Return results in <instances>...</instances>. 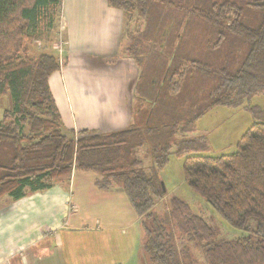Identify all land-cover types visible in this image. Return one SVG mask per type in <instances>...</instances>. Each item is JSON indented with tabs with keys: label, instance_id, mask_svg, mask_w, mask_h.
Wrapping results in <instances>:
<instances>
[{
	"label": "trees",
	"instance_id": "obj_1",
	"mask_svg": "<svg viewBox=\"0 0 264 264\" xmlns=\"http://www.w3.org/2000/svg\"><path fill=\"white\" fill-rule=\"evenodd\" d=\"M105 1L144 24L128 31L121 56L140 68L142 39L156 64L149 83L140 69L131 125L109 134L65 129L49 87L65 62L30 52L42 25L60 28L63 0H0V199L92 172L97 188L120 187L140 217L147 264H200L193 249L204 264H264V113L229 155L208 156L205 138L186 137L210 108L264 94V0ZM4 97L11 106L2 112ZM174 146L187 184L239 238L216 242L210 223L178 198L163 217L152 211L165 195L157 172Z\"/></svg>",
	"mask_w": 264,
	"mask_h": 264
},
{
	"label": "crops",
	"instance_id": "obj_2",
	"mask_svg": "<svg viewBox=\"0 0 264 264\" xmlns=\"http://www.w3.org/2000/svg\"><path fill=\"white\" fill-rule=\"evenodd\" d=\"M62 20L66 64L50 77L49 87L65 129L109 134L128 128L133 120L140 68L135 60L120 54L124 14L110 8L105 0H63ZM116 59L120 62L118 70H107ZM78 70L84 71L81 83L74 77ZM92 82L99 89L91 87ZM84 177L98 189L95 178L77 172L67 186L56 185L14 202L3 201L6 196L0 199V264H147L142 245L139 251L123 256L113 253L110 247L116 240L108 238L101 228L99 232L90 229L93 232L87 236L76 234L88 231L83 222H69L67 228L65 216L71 207L78 206L71 203V185ZM104 192L99 197L106 202L125 197L118 186ZM30 195L46 201L33 203ZM60 207V213L43 218ZM67 229L73 234H59Z\"/></svg>",
	"mask_w": 264,
	"mask_h": 264
},
{
	"label": "rangeland",
	"instance_id": "obj_3",
	"mask_svg": "<svg viewBox=\"0 0 264 264\" xmlns=\"http://www.w3.org/2000/svg\"><path fill=\"white\" fill-rule=\"evenodd\" d=\"M55 22L51 27L48 26V23L42 25L38 30V40L33 42L30 47V52L32 56L38 57L41 54H48L55 52L61 62H65L64 54L61 55L57 51L56 45L63 44V53L65 51V30H61L58 26L56 28ZM140 24V25H139ZM144 24L142 21L138 23H133L130 19V15H124V25H123V47L129 44V38L127 36L128 31H142ZM142 33H140L141 35ZM199 42V40H198ZM202 44V43H201ZM201 44H194V46H202ZM139 45L142 46L143 52L139 54L140 69L144 71L145 76H149L147 81L152 79V73L155 72L156 64L150 63V54L151 49L146 47L145 40H140ZM93 62V60L91 59ZM113 65V66H111ZM107 70L116 69L118 70L120 62L116 59L115 61L108 64ZM147 74V75H146ZM74 77L77 82L81 83L84 77V71L74 72ZM153 80V79H152ZM146 82V81H145ZM147 83V84H148ZM91 87L99 89L98 85L92 82ZM137 97L140 93H137ZM137 99H135V106L138 105ZM11 101L9 97H4L1 101V111L10 108ZM148 109V108H145ZM264 113V94L256 95L249 100L244 101L243 103L237 106H214L207 110L206 114L201 116L196 120L194 125V131L186 134L187 138H205L207 142V148L205 149L204 154L208 156H220V155H229L235 152L238 142L241 140L242 136L246 131L253 125V123L261 120V113ZM178 138H180V135ZM182 137V136H181ZM176 147L174 146L171 149L172 154L168 162L158 170L157 174L161 183H164L165 195L164 198L158 200L153 207L152 211L163 215L169 210L170 201L173 198L181 199L187 202L193 214L202 215L212 226L215 231V240L220 242L221 240H235L239 238L243 232L235 230L226 222V220L212 208L205 199L201 197L199 193L193 190L185 181L183 173V162L184 155L175 154ZM139 158H144L145 148L138 150ZM149 161H145V167H149ZM85 174V173H84ZM93 178L98 179L99 175L88 172ZM82 181L77 178L75 183L71 185L70 197L72 199L71 203L78 205L76 208H70L65 216V221L67 222V228H69V222L71 224L76 221L83 222L85 233L79 231L76 232L78 235L87 236L90 234V229L98 230L101 228L102 232L106 234L111 240H116V244H112L110 248L113 249V253L120 254L123 256H128L129 251L132 254V251H139L140 245L144 238V231L142 228L141 219L132 207L128 198L117 201L115 203L103 201L102 196L105 194L106 190L92 188V180L88 177H84ZM62 185V184H61ZM67 186V185H66ZM92 188V190H91ZM47 196V195H45ZM33 198V203L46 201L44 199H37L38 197ZM50 197L47 196L45 198ZM4 200H9V202H14L10 196H6ZM29 203V200L26 201ZM83 205V206H81ZM62 207L53 211L52 214H49L44 219L60 213ZM79 217V218H77ZM77 218V219H76ZM97 221H100L98 224H94ZM108 225H111V229L108 231ZM106 228V229H105ZM88 233V234H87ZM59 234H73L70 229H67L65 233ZM176 235V243L180 247V241L178 233ZM128 238H133L129 240ZM142 253L143 250L141 249ZM192 258L197 260L200 264H204V258L201 252L196 249L192 251Z\"/></svg>",
	"mask_w": 264,
	"mask_h": 264
},
{
	"label": "built area",
	"instance_id": "obj_4",
	"mask_svg": "<svg viewBox=\"0 0 264 264\" xmlns=\"http://www.w3.org/2000/svg\"><path fill=\"white\" fill-rule=\"evenodd\" d=\"M60 29L61 30L65 29V24H64L63 20L61 21ZM56 48H57V51L59 52L60 58H61V55L63 54V44L62 43L61 44H57Z\"/></svg>",
	"mask_w": 264,
	"mask_h": 264
},
{
	"label": "water",
	"instance_id": "obj_5",
	"mask_svg": "<svg viewBox=\"0 0 264 264\" xmlns=\"http://www.w3.org/2000/svg\"><path fill=\"white\" fill-rule=\"evenodd\" d=\"M161 184H162L163 190H165L164 183H161Z\"/></svg>",
	"mask_w": 264,
	"mask_h": 264
}]
</instances>
